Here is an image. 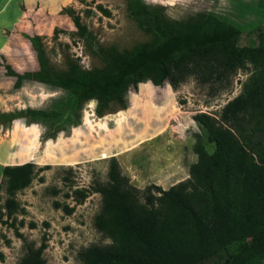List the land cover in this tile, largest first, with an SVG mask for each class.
<instances>
[{
    "label": "rangeland",
    "instance_id": "rangeland-1",
    "mask_svg": "<svg viewBox=\"0 0 264 264\" xmlns=\"http://www.w3.org/2000/svg\"><path fill=\"white\" fill-rule=\"evenodd\" d=\"M141 2L156 9L157 28L130 18L127 0H64L56 12L35 9L34 28L43 55L35 53L12 28L3 33L7 54L2 55L4 59L0 54V206L6 198L4 166L32 163L37 173L28 188L16 195L24 211L17 214V221H24L18 227L21 236L0 225V264H18L27 247L36 249L43 242L46 264H82L78 257L81 251L111 244L94 226L101 196L93 192L107 182L110 159L117 160L122 175L139 191V200L144 203L143 192L149 186L168 190L189 178V166L197 160L194 136L202 134L194 116L206 113L219 118L223 107L242 92L251 74L242 70L219 82L201 83L190 77L177 89L166 82L155 85L147 81L127 93L125 110L117 108L99 118L95 114L97 102L87 101L79 126L43 141L44 127L33 123L27 110L53 111L69 98L68 92L33 78L14 88L16 78L8 76L3 65L20 76L39 71L38 57L54 71H67L72 63L84 71L100 68L102 62L89 40L61 13L63 9H73L100 46H115L128 53L144 47L149 58L158 61L182 54L193 45L229 37L239 47L264 44V0ZM30 25L23 22L19 28L27 30ZM256 28L262 29L260 38L254 33ZM202 138L205 149L212 151L213 145L204 135ZM82 189L89 193L79 200L74 191ZM55 203L61 207L56 208ZM64 206L72 208V213ZM31 222L35 223L33 229ZM238 251V244L228 246L219 252L215 264H231L225 259ZM259 259L264 264V256Z\"/></svg>",
    "mask_w": 264,
    "mask_h": 264
},
{
    "label": "trees",
    "instance_id": "trees-1",
    "mask_svg": "<svg viewBox=\"0 0 264 264\" xmlns=\"http://www.w3.org/2000/svg\"><path fill=\"white\" fill-rule=\"evenodd\" d=\"M155 10L141 0H127L128 16L144 20L152 28L158 27ZM61 13L69 16L77 32L89 40L94 55L102 62L100 68L84 71L72 63L67 71H54L38 57L39 71L20 76L3 65L7 75L16 78L14 88L33 78L68 92L69 98L53 111L27 110V116L35 120L33 123L44 127L43 141L54 140L60 133L79 126L81 110L87 101L97 102L95 114L99 118L117 108L125 110L127 93L136 90L140 83L166 82L177 89L190 77L210 83L223 81L239 70L251 73L242 92L223 107L219 118L206 113L194 116L202 134L194 136L193 152L197 160L189 166L188 179L168 190L149 186L143 192L144 203H141L139 191L122 175L117 160L110 159L107 182L96 186L93 192L101 196V209L94 226L111 244L81 251L78 257L82 264H215L220 259L219 252L235 243L239 251L224 262L261 264L259 257L264 256V44L255 48L239 47L229 37L193 45L182 54L158 61L150 59L144 47L128 53L115 46H100L81 25L73 9H63ZM261 31V28L254 31L258 38ZM24 37L35 53H45L39 36ZM202 135L213 145L212 151L205 149ZM36 173L32 163L7 165L2 170L6 198L0 206V225L14 229L19 237L18 227L24 221H17V214L24 211L16 195L28 188ZM74 193L83 200L89 191L82 189ZM55 207L61 205L55 203ZM63 208L68 214L73 211L67 206ZM29 227L35 228V223H29ZM45 248V242L36 249L27 247L18 264H46L42 257Z\"/></svg>",
    "mask_w": 264,
    "mask_h": 264
},
{
    "label": "crops",
    "instance_id": "crops-1",
    "mask_svg": "<svg viewBox=\"0 0 264 264\" xmlns=\"http://www.w3.org/2000/svg\"><path fill=\"white\" fill-rule=\"evenodd\" d=\"M64 0H0V54H7L5 36L3 33L12 28L13 33H19L23 39L25 35L29 37L39 36L37 29L34 28L35 9L41 7L42 10L50 8L53 12L58 11ZM40 9V10H41ZM30 23L27 30L21 29L20 24ZM31 46L28 39L25 40Z\"/></svg>",
    "mask_w": 264,
    "mask_h": 264
}]
</instances>
